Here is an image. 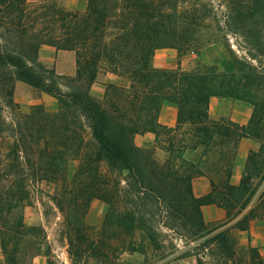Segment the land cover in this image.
I'll use <instances>...</instances> for the list:
<instances>
[{
    "label": "trees",
    "instance_id": "16d2710c",
    "mask_svg": "<svg viewBox=\"0 0 264 264\" xmlns=\"http://www.w3.org/2000/svg\"><path fill=\"white\" fill-rule=\"evenodd\" d=\"M46 1L47 5L30 7L26 0H0L1 233L25 230L24 208L31 198L33 183H55L61 187L57 206L65 213L69 253L77 256L81 247L91 248L94 240L87 233L85 210L93 198L109 203L105 177L99 173L100 163L127 171V183L143 200H157L164 195L165 175L147 152L134 144L133 136L148 129L173 133L185 125L189 126V151L196 158L189 160V185L183 200L189 205V222L195 228L190 239L211 232L203 222L202 206L224 209L228 221L237 217L264 181V83L258 88L262 96L258 104L250 97H242V89H249L254 78L249 74L239 76L236 62L228 72L214 66L189 72L153 67L156 50L177 46L178 36L168 22L176 18V12H164L156 0H86L84 12L64 11L56 7L57 0ZM246 2L252 5L248 7ZM228 13L231 22L240 23L236 29L258 18L264 23V0H230ZM252 31L247 37H253L255 47L263 49L260 29ZM42 45L75 51L76 76L45 70L38 59ZM103 64L112 73L128 78L130 84L128 88L109 85L100 102L89 89ZM16 81L55 98L58 111L48 113L42 106H35L29 114H21L13 99ZM63 86L69 90H63ZM213 96L251 103L254 113L249 124L211 120L208 108ZM165 102L177 107L175 128H166L158 121ZM5 114H14L17 120L8 121ZM85 126L95 143L92 151L84 139ZM244 137L257 139L260 149L249 153L239 184L233 185V163ZM73 162L77 165L71 173ZM187 163L181 162L182 166ZM196 175H206L211 187L207 195L199 198L192 189ZM109 206L103 226L113 218L130 233L136 229L132 213L117 214L110 203ZM235 208L238 210L233 212ZM255 217L260 215L248 213L238 220L237 229L248 230ZM228 232L229 228L212 239L231 255L238 241ZM1 246L7 264H17L15 249L3 241ZM249 252L251 263L263 264L256 248L250 247Z\"/></svg>",
    "mask_w": 264,
    "mask_h": 264
},
{
    "label": "rangeland",
    "instance_id": "374dc122",
    "mask_svg": "<svg viewBox=\"0 0 264 264\" xmlns=\"http://www.w3.org/2000/svg\"><path fill=\"white\" fill-rule=\"evenodd\" d=\"M229 1L156 0V5L164 12L169 9L176 12V18L168 22L177 30L178 36L175 39L177 46L158 49L167 52L169 56L173 54L175 62L172 67L155 66L153 58L151 64L157 69L180 68L187 72L201 70L203 66H214L220 71L228 72L236 62L240 69L239 76L249 74L254 78L249 89H242V97H250V100L260 104L262 96L258 88L264 83V48L255 47L253 37L247 36L254 28L260 29L261 42L264 43V23L258 18L245 22L242 29H236L240 23L229 20ZM39 4L48 3L46 0H38L29 6ZM247 4L248 7L252 5L250 2ZM55 5L64 11H71L64 5L63 0H57ZM85 9L78 11L84 12ZM261 47H264L263 44ZM218 59H221V65L217 63ZM44 68L54 70L50 65H44ZM63 76L75 77L76 74ZM94 83L104 85V95L111 84L118 88H128L130 84L128 78L112 73L104 64L98 70ZM19 86L26 88L20 89ZM91 86L90 93L95 97L96 92L91 91ZM62 89L69 90L65 86ZM104 95L100 99L95 98L103 102ZM13 99L23 115L29 114L35 106H42L48 113L58 111L55 98L21 81L14 83ZM50 101L55 103V111L51 112L45 108L44 104ZM9 115H4L8 121L17 120L14 114ZM80 119L85 122L82 117ZM188 133L189 126L185 125L173 133L162 129H148L133 136L134 144L144 149L165 175L162 186L164 195L157 200H151L152 202L143 200L142 195L127 183V171L100 163L99 173L105 177L112 209L117 214L132 213L136 217L137 226L131 233L119 226L113 218H110L106 227L103 226L111 207L102 198H93L85 210L84 222L94 245L91 248L81 247L77 256H71L68 232L65 228V213L57 206L60 185L33 183V186H30L31 198L24 208L25 230L2 234L0 227V264H7L2 241L10 249H15L17 264H254L251 263L250 247L240 238L241 230L237 229V223L227 226L224 222L206 224L203 221L211 232L199 233L203 236L195 240L190 239L195 234V228L189 222V205L183 200L184 191L189 185L186 180L189 177V160L196 161V158L195 154L189 151ZM84 139L90 150H94L95 143L86 126ZM198 151L201 152V149ZM183 160L188 162L184 166L181 164ZM235 164L234 161L233 171ZM76 165L77 162L70 164L71 173ZM202 176L209 180L206 175ZM199 177L201 176L196 175L192 181L193 194L198 198L206 191ZM257 198L249 213L264 217V181L254 197ZM237 210L238 208H235L233 212ZM213 228L217 229L212 230ZM227 228L228 235L238 241L231 255L212 239L218 232ZM254 260L256 263V259Z\"/></svg>",
    "mask_w": 264,
    "mask_h": 264
},
{
    "label": "crops",
    "instance_id": "0c3cea01",
    "mask_svg": "<svg viewBox=\"0 0 264 264\" xmlns=\"http://www.w3.org/2000/svg\"><path fill=\"white\" fill-rule=\"evenodd\" d=\"M26 1L28 4H31L37 2L38 0ZM63 2L64 5L71 11L84 10L87 3L86 0H63ZM38 59L43 65H50L59 75L73 76L77 73V57L74 51L56 50L52 46L42 45L38 51ZM161 62L164 63L161 64ZM173 62H175L173 54H170L169 56L168 53L163 50H157L154 54L153 63L155 66L171 68ZM217 63L221 65V59H218ZM19 87L20 89L26 88L25 86ZM91 91L96 92L95 97L100 99L104 95V85L94 83L91 86ZM44 106L51 112L56 110L55 103L53 101L45 103ZM253 113L254 106L245 100L215 96L209 99L208 115L209 118L214 121L226 120L239 126H247L253 116ZM176 120V105L172 103L163 104L158 114L159 123L167 127H173L176 124ZM259 149L260 143L257 139L244 137L239 141L235 158V169L231 177V183L233 185L239 184L249 153L252 151H258ZM198 179H202V187L206 188V191L201 194V197H203L210 191V182L204 176H201ZM257 200L258 198L251 201V203L231 221H228L224 209L216 205H205L202 207L203 219L206 224L218 222H224L227 226L234 223L236 224L238 220L251 211ZM239 235L241 240H245L247 246L257 249L264 264V217H255L251 219L248 230L239 231Z\"/></svg>",
    "mask_w": 264,
    "mask_h": 264
}]
</instances>
